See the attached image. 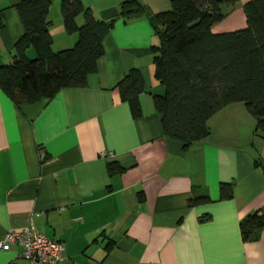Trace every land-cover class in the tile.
Returning <instances> with one entry per match:
<instances>
[{
  "label": "crops",
  "instance_id": "0c3cea01",
  "mask_svg": "<svg viewBox=\"0 0 264 264\" xmlns=\"http://www.w3.org/2000/svg\"><path fill=\"white\" fill-rule=\"evenodd\" d=\"M21 1L0 0V66L14 61L24 34ZM63 1L51 0L47 14L53 52L78 39L65 30ZM125 1L79 0L97 20H115L86 88L19 106L0 90V242L31 226L63 243L57 264H264V229L244 242L239 227L264 215V139L255 120L232 104L209 121L202 141L184 146L164 136L153 100L164 93L151 53L159 41L147 16L118 17ZM249 1L223 9L212 32L244 29ZM137 2L152 14L171 7ZM26 55L33 59V50ZM134 70L142 81L137 118L118 87ZM109 164L121 171L110 175ZM221 183L232 184L230 199L219 200ZM201 196L211 203L189 207ZM21 252L6 244L0 264H26Z\"/></svg>",
  "mask_w": 264,
  "mask_h": 264
},
{
  "label": "trees",
  "instance_id": "16d2710c",
  "mask_svg": "<svg viewBox=\"0 0 264 264\" xmlns=\"http://www.w3.org/2000/svg\"><path fill=\"white\" fill-rule=\"evenodd\" d=\"M238 1L169 0L170 9L156 14L137 0H127L120 7L118 17L145 15L153 27L159 41L151 48L154 75L164 89L163 95L153 97L155 109L163 135L184 146L207 138L209 121L232 104L244 105L255 120V133L264 139V0H250L243 6L244 29L212 32L226 16L223 9ZM50 6L51 0H22L17 5L24 34L15 45L14 61L0 66V90L17 106L50 100L66 88H86L103 57V38L114 25V19L97 20L79 0H65L61 6L65 30L78 39L72 48L53 52L47 20ZM80 15L83 24L78 26ZM27 49L33 50V59L27 57ZM118 87L133 118L139 117V73L131 71ZM120 171L118 165L109 164L110 175ZM232 196V184L221 183L219 200ZM209 203L208 196H201L191 199L189 207ZM239 227L242 240L248 242L264 229V215H249Z\"/></svg>",
  "mask_w": 264,
  "mask_h": 264
},
{
  "label": "built area",
  "instance_id": "2783aa9c",
  "mask_svg": "<svg viewBox=\"0 0 264 264\" xmlns=\"http://www.w3.org/2000/svg\"><path fill=\"white\" fill-rule=\"evenodd\" d=\"M40 158L42 161L45 159L43 153H40ZM8 243L16 244L21 248L20 258L26 264H57L64 250L62 242L47 238L31 226L18 232H8L0 242V250H3Z\"/></svg>",
  "mask_w": 264,
  "mask_h": 264
},
{
  "label": "rangeland",
  "instance_id": "374dc122",
  "mask_svg": "<svg viewBox=\"0 0 264 264\" xmlns=\"http://www.w3.org/2000/svg\"><path fill=\"white\" fill-rule=\"evenodd\" d=\"M166 11V10H165ZM168 11V10H167Z\"/></svg>",
  "mask_w": 264,
  "mask_h": 264
}]
</instances>
